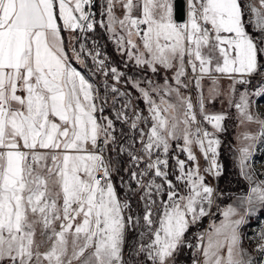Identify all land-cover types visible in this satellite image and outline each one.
I'll return each mask as SVG.
<instances>
[{
    "label": "snow or ice",
    "instance_id": "obj_1",
    "mask_svg": "<svg viewBox=\"0 0 264 264\" xmlns=\"http://www.w3.org/2000/svg\"><path fill=\"white\" fill-rule=\"evenodd\" d=\"M187 3V19L177 23L173 0H105L101 15L106 21L96 19L93 0H0V264H126V231L139 226L141 217L132 214L130 199L118 195L114 168L104 155L117 142L114 122L97 116L103 112L96 103L97 89L72 65L73 59L84 63L85 52L83 43L77 51L72 41L97 25L113 33L137 65L153 73L160 68L174 72V84L165 79L151 93L140 88L150 117L135 114L130 128L138 131L141 147L119 149L128 152L137 168L125 169L137 186L134 190L128 183L129 191L143 193L139 199L147 232L140 235L150 240L138 245L137 254H146L151 264H169L184 245L189 225L209 214L215 189L205 182L192 146L208 163L204 172L218 176L217 133L223 131L225 115L206 112L202 92L194 104L181 89H188L189 83L201 89L206 78L213 84L210 94L221 78L232 82L233 93L236 85L251 84L264 67V0ZM117 7L122 16L116 15ZM65 31L80 36L66 45ZM93 49L89 55L98 70L104 69L95 44ZM109 71L117 82L123 76L115 67ZM134 86L139 88V82ZM112 91L119 89L113 85ZM152 93L160 96V103ZM173 94L183 109L182 119L171 115L177 105L165 99ZM250 95H264V77L253 93L247 88L240 92L235 103L245 120L259 125L257 134L244 135L255 142L258 137L264 140V118L250 111ZM128 106L123 105L117 119L129 120L123 111ZM197 107L212 131L202 126ZM140 122H150V127L139 128ZM178 139L183 140L180 151L187 161L176 157L178 174H172L186 194L169 179L167 157ZM239 152L241 172L251 181V170L245 171L251 144ZM241 203L249 211L255 204L264 206V180L256 182ZM235 215L237 209L230 205L223 212L225 219L206 233V243L205 234L200 235L196 247L202 260L193 264H253L241 247L238 229L244 217L231 219ZM260 239L257 249L264 253V232Z\"/></svg>",
    "mask_w": 264,
    "mask_h": 264
},
{
    "label": "rangeland",
    "instance_id": "obj_2",
    "mask_svg": "<svg viewBox=\"0 0 264 264\" xmlns=\"http://www.w3.org/2000/svg\"><path fill=\"white\" fill-rule=\"evenodd\" d=\"M94 7L92 11L95 13L96 19L98 20H105L107 19L106 16H102L101 14L104 12L105 7V0H93ZM97 9H98V16H97ZM122 10L117 7L116 15L121 16L118 13H121ZM62 24V21H61ZM100 27V31L97 32L99 35L105 34L111 44L108 46L109 49L117 50L119 56L113 59L111 54L106 53V46L104 45L105 42L97 41L95 39L96 34L92 32H88L82 37L79 41H72L73 46L76 47L77 51H79L80 44L83 43L85 45V52L82 53V58L84 61L87 60L88 67L90 70L88 71L91 74V77L97 78V94L100 99L97 100L99 107L103 108V112H99V117H107L112 119L114 122L115 127V135L117 137V142L115 144H111L108 146V150L110 152L109 157L113 160L115 164V170H117V175L114 177L113 183L116 186V189L120 193V198L130 199L131 202V212L134 217H141V222L139 226L130 227L126 234L128 233L130 236V250L127 256L125 252V245H124V260L126 264H134L133 260H138V264H151L146 257V254L140 253L137 254V247L140 243L147 244L150 240V237L145 235L141 237V233H146L147 229L143 227L142 216L144 212V202L139 199L140 195L143 193L137 190L135 193L130 192L128 189V183L131 184L132 189H136L137 186L135 182L130 181V171H136L137 168L132 166V162L129 158L128 152H120L119 149L123 146L125 149H129L131 145L132 151L139 149L141 147L139 143V133L137 130H133L130 128V122L132 119H135V114L142 115L143 117H150V113L148 111V104L144 100L142 93L140 92V88H144L151 93V90L156 85H163L164 82L154 81L150 79L148 73H146L143 69H139L134 66H130L131 60L128 58L129 56H125L123 49L117 43L116 45L113 43L111 37H113V33L107 31L105 27ZM251 32L253 31L250 28ZM119 32V29L117 30ZM66 36H68L69 40L72 38L70 36H80L79 33H70L65 31ZM122 34V33H120ZM253 35L256 33L253 32ZM107 40V39H106ZM93 44H95L101 53L99 59L105 60V68L98 70L96 62L92 59V55H89V52L94 53ZM120 48V49H119ZM120 50V51H119ZM264 62V61H262ZM83 65V63H81ZM115 67L119 72L123 73L121 79L117 82L114 80L111 72L109 71L111 68ZM105 71L108 72L105 75ZM191 72H189V77H191ZM143 76H147L142 78ZM264 77V67L259 69V74L254 75L251 78L250 85H236V91L233 93L231 84L232 82L227 78H221L218 83L215 85L216 91L210 94V89L213 88L212 81L209 79H204L202 81L201 89L195 88V86L189 81H185L189 83L188 89H181V92L184 96H191L193 99V103L196 104L201 92L205 98V110L210 114H224L225 120L222 122L223 131L217 133V138L221 141L220 146L222 148H218V163L221 165L222 170L220 169V174L218 176L207 174L204 172L206 169L205 158L201 154L202 157V174L205 175V182L211 185L215 191L213 194V204L209 210V214L206 216L201 217L196 223L194 224H201L202 219L207 217L203 227H197L190 236H184V249L189 250V260L188 264H193L194 260L201 261L202 255L201 252L198 251H191L189 245L192 242L198 240L200 242L199 237L201 234H205L206 243V233L212 230V225H219L221 221L225 219L223 216V212L231 205L232 207L237 209L238 215L233 216L231 219H239L240 216L244 217V222L239 226V233L241 235V247L247 250L248 256H251L253 260V264H264V253L258 251L257 246L262 243L260 239V234L264 232V206L260 204H255L252 210H248L247 204H242L241 200L243 197H246L250 188L255 185L256 182L260 180H264V140L260 139L259 137L255 140V142L245 140L244 135L248 134H257L259 132V125L256 123L248 122L244 119L241 113L235 108V103L239 101V94L243 92L245 88L251 94L254 92L255 87L257 86L258 82ZM151 82V84L149 83ZM139 82V88L135 87V83ZM115 85L116 88L119 89L118 93H114L112 91V87ZM119 93H124L125 95L121 96ZM153 98L156 100L157 103H160V96L152 93ZM162 95V94H161ZM138 96V97H137ZM141 98L144 102L143 108L139 109L135 107L134 102ZM115 98V99H114ZM165 99L169 100L171 103L177 105V109L171 113L173 116H177L178 118L182 119L183 117V109L180 107L179 101L173 94L171 97H165ZM129 101L131 103L129 104ZM231 101V103H230ZM250 111L254 116H259L260 118H264V95H250ZM128 104L127 109H123L129 120L126 122L124 119H117V114L122 110L123 105ZM215 110H209V109ZM197 112L199 113L198 107ZM243 121V123H242ZM150 127L149 123L140 122L139 128L147 129ZM180 127H183L181 124ZM195 127V126H194ZM212 131L211 125L208 126ZM238 128V131L234 132L235 129ZM232 130V133H229ZM135 141V143H133ZM177 141V140H175ZM175 143V142H174ZM231 143V144H230ZM251 144V155L246 161L247 167L245 171L251 170V175L253 179L250 181L247 179L241 172V164H240V152L239 149L241 147L247 146ZM219 146V147H220ZM177 151L180 149L179 146L174 147ZM199 149V148H198ZM200 151V150H199ZM221 151L223 153L221 154ZM201 153V152H200ZM226 155L229 156L231 164L227 167L226 160L223 157ZM224 154V155H223ZM175 159L174 165L170 168L168 167V171L170 173L169 179H173V183L179 189L181 194H186V189L184 185L175 180V177L172 173L178 174L176 170V155L173 154ZM124 163L126 164L125 167H122ZM225 163V164H224ZM113 166V165H112ZM225 166L227 168H225ZM141 169L144 167L143 164L139 166ZM125 169H129L130 171H125ZM151 178V177H149ZM147 179V178H146ZM234 179L233 182L230 180ZM123 180V183H122ZM161 181L157 179V183ZM165 200L167 196L163 197ZM155 199V197H154ZM220 201V205L224 203L225 207H221L220 205L216 207ZM213 212H217L218 217H212L211 215ZM211 217V218H210ZM212 219V220H211ZM192 228H195L193 226ZM126 241V240H125ZM185 252L184 255H186ZM247 259V256L245 257Z\"/></svg>",
    "mask_w": 264,
    "mask_h": 264
},
{
    "label": "crops",
    "instance_id": "obj_3",
    "mask_svg": "<svg viewBox=\"0 0 264 264\" xmlns=\"http://www.w3.org/2000/svg\"><path fill=\"white\" fill-rule=\"evenodd\" d=\"M187 11H188V3H186V17H185V20L184 21H186V19H187ZM173 13H174V8H173ZM119 15H123V12H121V13H118ZM61 23V22H60ZM178 23V22H177ZM181 23H183V22H181ZM112 38V40H113V43H115V45H116V36L113 34V37H111ZM120 49V48H119ZM120 51V50H119ZM125 54V56L127 55V53H126V51L124 52ZM128 56V55H127ZM129 58V57H128ZM130 59V58H129ZM131 60V64H135L136 65V67L137 68H139V69H143L146 73H148V74H150L149 76V78L150 79H153L154 81H158L159 83L160 82H165V79H168L169 80V82L170 83H173L174 84V82L171 80V77L174 75V72L172 71V70H164L163 68H160V70L158 71V72H155V73H153L152 71H151V69L148 67V66H140V65H137L136 63H135V60L134 59H130ZM72 65L74 66V67H76L77 68V70H79V71H81L82 72V74H84L85 76H86V78H88L89 80H90V82L91 83H93L94 84V86L96 87V89H97V84L95 83V81L93 80V78L91 77V74L87 71V70H85L84 68H82L81 66H78V65H76L74 62H73V60H72ZM144 77H146L147 79H148V77L147 76H143L142 78H144ZM142 98V97H141ZM143 101V100H142ZM144 102V101H143ZM96 103H97V105H98V107H99V104H98V102L96 101ZM174 112V111H173ZM172 112V113H173ZM98 114H99V112L97 113V116H98ZM217 114V113H216ZM220 114V113H219ZM99 117V116H98ZM175 142V143H174ZM176 146H179V147H181V146H183V140L182 139H178L177 141H172V143H171V148H170V151H169V154H168V160H170V163L168 164V167L170 168L171 166H173L174 165V160L173 159H175V157H174V155L173 154H175L176 152H177V155H176V157H178L179 159H181V160H186L187 161V154L186 153H184V152H181L180 151V149L177 151L174 147H176ZM192 150H193V152L195 153V155H196V157H197V160H198V163H199V166H200V170H201V174H202V157H201V153H200V151H199V149H198V147L196 146V145H193L192 146ZM184 158H186V159H184ZM175 163H176V160H175ZM188 166L189 167H192L193 165H192V162H188ZM173 180V179H172ZM193 226H195V228H194V230L198 227V224H190L189 225V228L187 229V231H186V233H185V237H187L188 235L190 236V233H188V231H189V229L191 228V227H193ZM193 230V231H194ZM192 231V232H193ZM39 232H40V229H39V226L37 227V240L39 241L40 239H41V236H40V234H39ZM191 232V233H192ZM125 245V244H124ZM183 246V245H182ZM181 247V246H180ZM179 247V248H180ZM42 251L44 250V248H42L41 249ZM123 251H124V247H123ZM179 252V249L173 254V257L172 258H170V260H169V264H184L181 260H179L178 258H177V253Z\"/></svg>",
    "mask_w": 264,
    "mask_h": 264
},
{
    "label": "trees",
    "instance_id": "obj_4",
    "mask_svg": "<svg viewBox=\"0 0 264 264\" xmlns=\"http://www.w3.org/2000/svg\"><path fill=\"white\" fill-rule=\"evenodd\" d=\"M97 16H98V9H97ZM101 29H100V27H99V25H97V27L95 28V30L94 31H92V33H94V34H96V37H95V39H97V41H103V42H105V46H106V53H109V54H111V56L113 57V59L115 58V56L116 57H118L119 56V53L117 52V50L115 49V50H113L112 48L111 49H109L108 48V46L111 44V42L108 40V38H107V36H106V33L104 34H101V35H99L97 32H99ZM249 31L251 32V30L249 29ZM63 36H64V39H65V44L67 45L68 43H69V41L71 40H69V38H68V36H66V33L65 32H63ZM70 37H73V36H70ZM107 39V40H106ZM73 62L76 64V65H78V66H81L82 68H84L85 70H87V71H89L90 70V68L88 67V63H87V60H85V58H84V63H83V65H81V63L80 62H78V61H76L75 59H73ZM130 66H134V64H129ZM94 81L97 83L98 81H97V78H94ZM138 97V96H137ZM139 100H137V101H135L134 102V104H135V107H137V108H139V109H141V108H143V106H144V103H143V101H142V99L139 97L138 98ZM209 110H215V109H209ZM236 131H238V128H236L235 129V131L234 132H236ZM229 133H232V130L229 132ZM231 144V143H230ZM222 147H224V145L223 146H220L219 148H222ZM223 149V148H222ZM223 153V151H221V154ZM109 154H110V152H109ZM227 153H225V156L223 157V159L224 160H226L225 162H226V164H228L227 165V167H229L230 165L229 164H231V162H230V159H229V156L228 155H226ZM224 155V154H223ZM184 159H186V158H184ZM169 161V163H170V160H168ZM111 163H112V165H113V168L115 167V164L113 163V160H111ZM203 163V162H202ZM225 164V163H224ZM126 166V164L124 163V165H123V162H122V167H125ZM226 166H225V168H227ZM221 170H222V168H221ZM117 175V170H115V168H114V177ZM231 182H233L234 181V179H232V180H230ZM117 192H118V195L120 196V193H119V191L117 190ZM220 205V201H218V204H216V207L215 208H217V206H219ZM221 207H225L226 205H224V203L223 204H221L220 205ZM212 217H215V219H216V217H218V215H217V212H213V214L211 215ZM211 218V217H210ZM205 220H207V217H204L203 219H202V222H201V224H199L198 225V227L200 226V227H203V225H204V223H205ZM212 220V219H211ZM194 230V228H190L189 229V231H188V233H191L192 231ZM130 236H129V234L127 233L126 234V241H125V252L127 253V256L128 255H130L129 254V250H130ZM185 252H187L186 253V255H184L185 254ZM189 250H185L184 249V247L183 246H181L180 248H179V252L177 253V258L179 259V260H181L184 264H188V260H189ZM133 262H134V264H138V260L136 261V260H133Z\"/></svg>",
    "mask_w": 264,
    "mask_h": 264
},
{
    "label": "water",
    "instance_id": "obj_5",
    "mask_svg": "<svg viewBox=\"0 0 264 264\" xmlns=\"http://www.w3.org/2000/svg\"><path fill=\"white\" fill-rule=\"evenodd\" d=\"M174 19L176 22H184L186 17V1L185 0H173Z\"/></svg>",
    "mask_w": 264,
    "mask_h": 264
},
{
    "label": "built area",
    "instance_id": "obj_6",
    "mask_svg": "<svg viewBox=\"0 0 264 264\" xmlns=\"http://www.w3.org/2000/svg\"><path fill=\"white\" fill-rule=\"evenodd\" d=\"M186 1V3H187V0H185ZM198 119L199 120H201V123H202V126L203 127H206L209 131H211L210 130V128L208 127L210 124H208V123H206V122H203V120H202V117H200V115H199V113H198ZM104 155H105V158L106 159H108L110 162H111V159H110V157H109V150H108V147L105 149V152H104ZM206 161V160H205ZM112 164V163H111ZM205 167L207 168L208 167V163H207V161H206V164H205ZM212 175V174H211ZM213 176V175H212ZM114 180V171H113V174H112V181ZM198 243H200V242H198V240H196L195 242H192L190 245H191V247H189L190 248V250L192 251H198V249H197V244Z\"/></svg>",
    "mask_w": 264,
    "mask_h": 264
}]
</instances>
